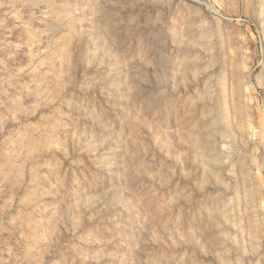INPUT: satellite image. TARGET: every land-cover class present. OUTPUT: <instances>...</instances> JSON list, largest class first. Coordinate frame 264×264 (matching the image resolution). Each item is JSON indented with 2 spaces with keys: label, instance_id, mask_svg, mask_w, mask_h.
Instances as JSON below:
<instances>
[{
  "label": "rangeland",
  "instance_id": "374dc122",
  "mask_svg": "<svg viewBox=\"0 0 264 264\" xmlns=\"http://www.w3.org/2000/svg\"><path fill=\"white\" fill-rule=\"evenodd\" d=\"M0 264H264V0H0Z\"/></svg>",
  "mask_w": 264,
  "mask_h": 264
},
{
  "label": "bare ground",
  "instance_id": "6f19581e",
  "mask_svg": "<svg viewBox=\"0 0 264 264\" xmlns=\"http://www.w3.org/2000/svg\"><path fill=\"white\" fill-rule=\"evenodd\" d=\"M186 140V139H185Z\"/></svg>",
  "mask_w": 264,
  "mask_h": 264
}]
</instances>
